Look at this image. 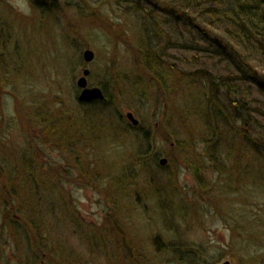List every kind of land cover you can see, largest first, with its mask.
Returning <instances> with one entry per match:
<instances>
[{
  "label": "rangeland",
  "instance_id": "obj_1",
  "mask_svg": "<svg viewBox=\"0 0 264 264\" xmlns=\"http://www.w3.org/2000/svg\"><path fill=\"white\" fill-rule=\"evenodd\" d=\"M155 1L0 0V264H264V95Z\"/></svg>",
  "mask_w": 264,
  "mask_h": 264
},
{
  "label": "trees",
  "instance_id": "obj_2",
  "mask_svg": "<svg viewBox=\"0 0 264 264\" xmlns=\"http://www.w3.org/2000/svg\"><path fill=\"white\" fill-rule=\"evenodd\" d=\"M36 1L44 3L47 0ZM36 1L32 0V3ZM155 5L162 7L177 24H186L187 28L193 29V33L201 36V41L208 45L204 48L197 41L194 47L192 44L182 47L199 52L202 48L205 52L215 53L221 60L234 63L230 65L246 66V72L242 71L244 78L257 85V91L264 95V0H170L168 2L162 0L153 6ZM193 14L196 18H193ZM213 34L215 37L212 36ZM152 65V63L149 65L150 69L156 70L151 67ZM205 77L210 86V93L207 94V100L203 104V112L208 124L211 123L216 130L223 124L241 120L247 126L249 115L245 116L238 111L237 100L231 99V94L236 96L238 92L236 88H233L231 92L230 81L228 82L230 79L216 78L213 75ZM222 81L227 82V85H224ZM223 89L225 92L221 94ZM102 90L106 94V101L98 103L106 105L109 102L108 94L104 86ZM229 98L231 111L224 104V101ZM135 129L138 130L139 127ZM148 138L145 137L144 140L147 141ZM245 139L250 140L248 134L245 135ZM255 144L262 148L264 154V140L263 147L260 143ZM139 155H141L138 156L139 158L146 159L149 156L148 148L143 146Z\"/></svg>",
  "mask_w": 264,
  "mask_h": 264
},
{
  "label": "water",
  "instance_id": "obj_3",
  "mask_svg": "<svg viewBox=\"0 0 264 264\" xmlns=\"http://www.w3.org/2000/svg\"><path fill=\"white\" fill-rule=\"evenodd\" d=\"M84 60L86 63H91L94 58L95 54L91 50H87L84 53ZM91 75L90 70L86 69L83 72V76L78 80L77 86L80 89V95L78 97V101L80 103H92L95 101L104 102L106 100V96L101 88L97 87H90L88 78ZM127 120L132 124L134 127L139 126V121L135 118L134 114L128 113L126 115ZM168 163L167 159H161L160 165L166 166ZM223 264H231L229 261H226Z\"/></svg>",
  "mask_w": 264,
  "mask_h": 264
},
{
  "label": "bare ground",
  "instance_id": "obj_4",
  "mask_svg": "<svg viewBox=\"0 0 264 264\" xmlns=\"http://www.w3.org/2000/svg\"><path fill=\"white\" fill-rule=\"evenodd\" d=\"M173 22V21H172ZM172 22H170L169 24H171ZM179 25V24H178Z\"/></svg>",
  "mask_w": 264,
  "mask_h": 264
}]
</instances>
